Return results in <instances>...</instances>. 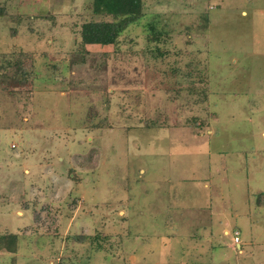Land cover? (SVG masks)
<instances>
[{"label":"rangeland","instance_id":"374dc122","mask_svg":"<svg viewBox=\"0 0 264 264\" xmlns=\"http://www.w3.org/2000/svg\"><path fill=\"white\" fill-rule=\"evenodd\" d=\"M92 6L0 0V264H264V0Z\"/></svg>","mask_w":264,"mask_h":264},{"label":"trees","instance_id":"16d2710c","mask_svg":"<svg viewBox=\"0 0 264 264\" xmlns=\"http://www.w3.org/2000/svg\"><path fill=\"white\" fill-rule=\"evenodd\" d=\"M93 13L110 20L90 21L84 23L81 32V43L83 46L115 45L121 33L138 21L143 12V0H93ZM10 14L6 9L0 8V16H9L10 19L18 21L21 15ZM151 40L158 41L159 36H149ZM22 55V54H18ZM7 252L15 251L16 238L14 235H7L3 240Z\"/></svg>","mask_w":264,"mask_h":264},{"label":"built area","instance_id":"2783aa9c","mask_svg":"<svg viewBox=\"0 0 264 264\" xmlns=\"http://www.w3.org/2000/svg\"><path fill=\"white\" fill-rule=\"evenodd\" d=\"M239 233L235 232L234 233V238H233V241H234V244H238L239 242Z\"/></svg>","mask_w":264,"mask_h":264},{"label":"crops","instance_id":"0c3cea01","mask_svg":"<svg viewBox=\"0 0 264 264\" xmlns=\"http://www.w3.org/2000/svg\"><path fill=\"white\" fill-rule=\"evenodd\" d=\"M240 247V245H237V248Z\"/></svg>","mask_w":264,"mask_h":264}]
</instances>
